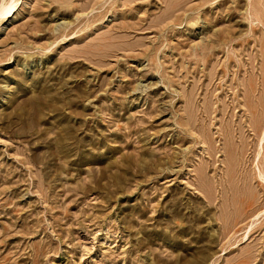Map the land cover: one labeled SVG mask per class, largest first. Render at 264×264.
Segmentation results:
<instances>
[{
  "label": "rangeland",
  "instance_id": "1",
  "mask_svg": "<svg viewBox=\"0 0 264 264\" xmlns=\"http://www.w3.org/2000/svg\"><path fill=\"white\" fill-rule=\"evenodd\" d=\"M0 264H264V0H19Z\"/></svg>",
  "mask_w": 264,
  "mask_h": 264
},
{
  "label": "bare ground",
  "instance_id": "2",
  "mask_svg": "<svg viewBox=\"0 0 264 264\" xmlns=\"http://www.w3.org/2000/svg\"><path fill=\"white\" fill-rule=\"evenodd\" d=\"M18 2L19 0H0V21L12 15Z\"/></svg>",
  "mask_w": 264,
  "mask_h": 264
}]
</instances>
